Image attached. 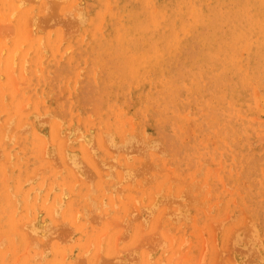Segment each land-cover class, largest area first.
I'll return each mask as SVG.
<instances>
[{"label": "rangeland", "instance_id": "rangeland-1", "mask_svg": "<svg viewBox=\"0 0 264 264\" xmlns=\"http://www.w3.org/2000/svg\"><path fill=\"white\" fill-rule=\"evenodd\" d=\"M17 1L0 2V264H264V0Z\"/></svg>", "mask_w": 264, "mask_h": 264}, {"label": "bare ground", "instance_id": "bare-ground-1", "mask_svg": "<svg viewBox=\"0 0 264 264\" xmlns=\"http://www.w3.org/2000/svg\"><path fill=\"white\" fill-rule=\"evenodd\" d=\"M27 1H28V0H27ZM27 1H26V2H27ZM37 1H38V0H37ZM0 2H1V0H0ZM13 2H14V1H13ZM26 2L24 1V4H25ZM35 2H36V1H35ZM65 2H66V1H65ZM1 3H2V2H1ZM8 3H9V2H8ZM16 3H17V5H19L20 3L23 4V2H21V0H20L19 4H18V1H17ZM52 3H53V2H52ZM57 3H58V2H57ZM63 3H64V2H63ZM63 3H61V4H63ZM2 4H3V3H2ZM5 4H6V3H5ZM22 4H20V5H22ZM24 4H23V5H24ZM35 4H36V3H35ZM37 4H38V2H37ZM44 4H47L46 1H45ZM50 4H51V3H50ZM58 4H59V3H58ZM64 4H65V3H64ZM208 4H209V3H208ZM17 5H16V8H19L20 6H17ZM41 5H42V4H41ZM47 5H48V4H47ZM54 5H56V4H54ZM75 5H76V4H75ZM167 5H168V4H167ZM76 6H77V5H76ZM45 7H46V6H45ZM50 7H51V6H50ZM55 7L58 8L57 5H56ZM72 7H74V6H72ZM1 8H2V7H1ZM14 8H15V6H14ZM46 8H47V7H46ZM57 8H56V10H57ZM71 9H72V8H71ZM0 10H3V9H0ZM11 10H12V12L9 13V14H10V16H13L12 13H13V11L15 12L16 10H15V9H10V11H11ZM40 10H41V9H40ZM46 10H48V9H46ZM56 10H55V11H56ZM76 10H80V7H79V9H76ZM7 11L9 12V9H7ZM51 11H53V10H51ZM65 11H67V10H64V12H65ZM69 11H70V10H69ZM28 12H29V11H28ZM53 12H54V11H53ZM72 12H73V11H72ZM76 12H77V11H76ZM55 13H57V12H55ZM62 13H63V11H62ZM20 14H21V13H20ZM20 14H19V15H20ZM23 14H24V13H23ZM65 14H66V13H65ZM68 14H69V12H68ZM7 15H8V14H7ZM44 15L46 16V14H44ZM49 15H50V14H49ZM190 15H191V14H190ZM17 16H18V15H17ZM41 16H42V15H41ZM58 16H59V15H58ZM61 16H62V15H61ZM68 16H69V15H68ZM74 16H75V15H74ZM78 16H79V15H78ZM187 16H188V15H187ZM38 17H39V16H38ZM42 17H44V16H42ZM49 17H50V16H48L47 18H49ZM51 17H52V16H51ZM65 17H66V16H65ZM0 18H2V17L0 16ZM11 18H12V17H11ZM44 18H45V17H44ZM54 18H55V17H54ZM56 18H57V17H56ZM68 18H69V17H68ZM75 18H76V17H75ZM77 18H78V17H77ZM79 18H80V17H79ZM174 18H175V17H174ZM190 18H191V17H190ZM34 19H35V18H34ZM51 19H52V18H51ZM73 19H74V18H73ZM84 19H85V18H84ZM166 19H167V18H166ZM4 20H5V19H4ZM6 20H7V19H6ZM36 20L39 21V22L41 21L40 19H37V17H36ZM43 20H45V19H43ZM47 20L49 21V19H47ZM47 20H45V22H47ZM54 20H55V19H54ZM71 20H72V19H71ZM74 20H75V19H74ZM167 20H168V19H167ZM26 21H27V20H26ZM32 21H33V20H32ZM32 21H30V20H29V22L27 21V24H26L27 26H26V28H27L30 24H33V23H34L33 25H34L35 27H37V25L35 24L36 21L34 20L33 23H30V22H32ZM60 21H61V20H60ZM72 21H73V20H72ZM81 21H83V20H81ZM129 21H130V19H129ZM107 22H108V21H107ZM28 23H30V24L28 25ZM53 23H54V22H53ZM56 23H57V22H56ZM62 23H63V22H62ZM76 23H77V22H76ZM4 24H5V25H4ZM4 24H3V25H4L3 28L6 27V26H7V27L9 26L8 24L6 25V21L4 22ZM37 24L39 25V23H37ZM45 24L48 25V23H45ZM40 25H41V24H40ZM42 25H44V22H43V21H42ZM42 25H41V26H42ZM49 25H50V24H49ZM61 25H62V24H61ZM64 25H65V24H64ZM77 25H78V24H77ZM12 26H13V25H12ZM12 26L10 25L9 28L12 29V31H13V27H12ZM31 26H32V25H31ZM34 26H33V27H34ZM54 26H55V25H54ZM65 26H66V25H65ZM79 26H80V24H79ZM79 26H78V27H79ZM88 26H89V25H88ZM192 26H193V24H192ZM21 27H22V24H21ZM33 27H32V28H33ZM38 27H40V26H38ZM42 27L45 28V25L42 26ZM69 27H70V26H69ZM0 28H1V26H0ZM9 28H8V29H9ZM32 28H31V29H32ZM52 28H53V27H52ZM61 28H62V27H61ZM10 29H9V30L5 29V30L9 33V31H11ZM39 29H40V28H39ZM48 29H49V28H48ZM129 29H130V28H129ZM2 30H3L4 32H6L4 29H2ZM21 30H22V28H21ZM21 30H20V31H21ZM45 30H46V29H45ZM69 30H70V29H69ZM91 30H93V29L91 28ZM98 30H99V29H98ZM130 30H131V29H130ZM12 31H11V33H12ZM20 31H19V32H20ZM26 31L28 32V29H27ZM29 31H30V30H29ZM31 31H32V30H31ZM31 31L28 32V37H29V33H31ZM38 31H39V30H38ZM42 31H43V30H42ZM42 31H41V32H42ZM4 32H3V33H4ZM49 32H50V30H49ZM67 32H68V31H67ZM69 32H70V31H69ZM130 32H131V31H130ZM8 33H7L6 37L12 35V34H10V33H9V34H10V35H9ZM50 33H51V32H50ZM50 33H49V34H50ZM75 33H76V32H75ZM0 34H2V31L0 32ZM31 34H33V33H31ZM62 34H63V32H62ZM3 35H4V34H3ZM3 35H0V38H1V37L3 38ZM17 35H19V34H17ZM24 35H25V33H24ZM67 35H68V34H67ZM126 35H127V34H126ZM126 35H125V37L128 36V35H127V36H126ZM19 36H20V35H19ZM64 36H65V35H64ZM22 37H24V36H22ZM30 37H31V36H30ZM30 37H29V38H30ZM89 37H90V36H89ZM208 37H209V36H208ZM2 38H1V39H2ZM19 38H20V37H19ZM2 40H3V39H2ZM5 40H6V39H5ZM126 40H127V39H126ZM2 42H3V41H2ZM210 42H211V41H210ZM129 44H130V43H129ZM145 44H146V43H145ZM20 45H21V44H20ZM39 45H42V44H39ZM21 46H22V45H21ZM57 46H58V45H57ZM57 46H56V47H57ZM17 47H18V46H17ZM15 48H16V47H15ZM16 49H17V48H16ZM39 49H40V50H39L40 53H41V50H43V51L45 50V49L42 48V46H41V48L39 47ZM111 49H112V48H111ZM2 50H3V49H2ZM1 52H2V51H1ZM15 52H17V50H16ZM15 52L11 53L10 55L14 56V53H15ZM42 53L44 54L45 52H42ZM16 54H17V53H15V55H16ZM111 56H112V55H111ZM115 56H116V55H115ZM113 57H114V55H113ZM10 58H11V57H10ZM13 58H14V57H12V65L15 64V62H13ZM22 59H23V57H22ZM125 60H126V59H125ZM10 61H11V60H9V63H10ZM26 63H27V62H25V64H26ZM148 63H149V62H148ZM10 64H11V63H10ZM10 64H8V66H10ZM118 64H119V63H118ZM39 65H40V64H39ZM39 65H38V66H39ZM41 67H42V66L40 65L39 68L41 69ZM8 68H9V67H8ZM23 68H24V67H23ZM23 68H22V70H23ZM144 68H145V67H144ZM35 69H36V68H35ZM114 70H116V69H114ZM8 71H9V70H8ZM8 71H7V73H8ZM36 71H37V70H36ZM105 71H106V70H105ZM10 72H11V71H10ZM22 72H23V73H22ZM22 72H21V73L24 75L25 72H24V71H22ZM111 73H112V71H111ZM8 74H9V76H10V73H8ZM11 74L14 76V73H11ZM22 74H20V75H22ZM37 74H38V73H37ZM133 74H134V72H133ZM108 75H109V74H108ZM24 76H25V75H24ZM10 77H11V76H10ZM14 77H15V76H14ZM112 77H113V76H112ZM147 77H148V76H147ZM12 78H13V77H12ZM12 78H11V79H12ZM23 78H24V77H23ZM24 79H25V78H24ZM6 80H7V79H6ZM23 81H24V80H23ZM109 81H110V80H109ZM109 81H107V82H109ZM16 82H17V81H16ZM135 82H136V81H135ZM143 82H144V81H143ZM112 83H113V82H112ZM144 83H145V82H144ZM8 84L10 85L9 82H8ZM17 84H19V83L17 82L16 85H17ZM74 84H75V83H74ZM132 84H135V83L133 82ZM136 84H137V83H136ZM149 84H150V83H149ZM149 84H147V85H149ZM9 85H8V86H9ZM12 85L14 86L13 83H12ZM12 85H11V86H12ZM22 85H23V84H22ZM115 85H116V84H115ZM13 86H12V87H13ZM19 86H20V85H19ZM134 86H135V85H134ZM134 86H133V87H134ZM9 87H10V86H9ZM12 87H11L10 89H12ZM14 87H15V86H14ZM133 87H132V88H133ZM135 87H137V86H135ZM15 88L17 89V87H15ZM115 88H116V87H115ZM132 88H130V89H132ZM150 88H151V87H150ZM156 88H157V87H156ZM133 89H134V88H133ZM139 89H140V88H139ZM151 89H152V88H151ZM0 90H1V89H0ZM119 90H120V89H119ZM10 91H11V90H10ZM131 91H132V90H131ZM142 91H143V90H142ZM146 91H147V90H146ZM1 92H2V90H1ZM117 92H118V91H117ZM149 92H150V91H149ZM1 94H2V93H1ZM4 94H5V93H4ZM129 94H130V93H129ZM257 94H258V93H257ZM2 95H3V94H2ZM132 95H133V94H131V96H132ZM136 95H137V94H136ZM102 97H103V96H102ZM3 98H4V97H3ZM3 98H1V99H3ZM129 99H130V98H129ZM132 100H133V99H132ZM3 102H4V101H3ZM42 102H43V100H42ZM44 102H45V101H44ZM28 103H29V102H28ZM5 104H6V103H5ZM24 105H25V104H24ZM24 105H23V106H24ZM21 106H22V104H21ZM21 106H20V107H21ZM26 106H27V105H26ZM26 106H24V107H26ZM2 107H3V104H2ZM4 107H5V105H4ZM27 107H28V106H27ZM27 107L25 108V110H27ZM7 108H8V107H5V109H7ZM3 109H4V108H3ZM3 109H2V110H3ZM149 111H150V110H149ZM43 115H44V114H43ZM43 115H42V117H40L41 119L43 118ZM45 115H48V114L45 113ZM185 115H186V114H184V116H185ZM33 116H34V115H33ZM121 116H122V115H121ZM44 117L47 118V120H48V116H47V117L44 116ZM185 117H186V116H185ZM12 118H13V117H12ZM49 118H50V116H49ZM130 118H131V117H130ZM252 118H253V117H252ZM53 119H54V118H53ZM10 120H11V119H10ZM10 120H9L8 122H10ZM22 123L24 124V121H23ZM22 123H21V127L23 126ZM47 123H48V122H47ZM58 123H59V124H58ZM58 123H57V124L60 125V121H59V120H58ZM42 124H45V123L42 122ZM61 124H63V123H61ZM189 124H190V123H189ZM7 125H8V124H7ZM7 125H6V126H7ZM46 125H47V124H45L44 126H46ZM6 126H4V128H5ZM11 126H12V125L9 126L10 129H8V130H11V128L13 127V126H12V127H11ZM40 126H41V125H40ZM190 126H191V125H190ZM21 127H20V128H21ZM177 127H178V126H177ZM259 127H260V126H259ZM4 128H1V130H3ZM28 128H29V127H28ZM6 129H7V128H5V132L7 131ZM12 129H13V128H12ZM25 129H26V126L24 127V130H25ZM29 129H30V128H29ZM57 129H59V127H57ZM64 129H65V128H64ZM64 129H63V132L65 133L66 131H65ZM15 130H16V129H15ZM17 130H19V129H17ZM17 130H16V131H17ZM20 130H21V129H20ZM22 130H23V129H22ZM27 130H28V129H27ZM70 130H71V129H70ZM12 131H13V130H12ZM25 131H26V130H25ZM25 131H24V132H25ZM28 131H29V130H28ZM72 131L75 132L74 128H72ZM88 131H89V130H88ZM126 131H127V129H126ZM2 132H3V131H2ZM8 132H9V131H8ZM8 132H7V133H8ZM10 132H11V131H10ZM51 132H52V131H51ZM56 132H57V133L59 132L58 135L62 134V135H60V136L63 137L64 134H63V133H60V129H59V131L56 130ZM68 132H69V131H68ZM127 132H128V131H127ZM12 133H13V132H12ZM16 133H18V131H17ZM26 133H27V132H26ZM28 133H29V132H28ZM28 133H27V134H28ZM72 133H73V132H72ZM72 133H70V134H72ZM76 133H77V132H76ZM76 133H75V134H76ZM10 134H11V133H9V135H10ZM18 134H19V133H18ZM66 134H68V133L66 132ZM75 134H74V137L77 138V136H76ZM79 134H80V133H79ZM88 134H89V132H88ZM103 134H104V133H102V135H103ZM144 134H145V133H144ZM144 134H143V137H144ZM4 135H6V134L4 133ZM9 135H6V136L9 137V140H11V139H14V138H15V135H16V134H15L14 136H9ZM12 135H13V134H12ZM21 135H22V134H21ZM24 135H25V134H24ZM38 135H39V134H38ZM40 135H41V134H40ZM68 135H69V134H68ZM68 135H67V136H68ZM72 135H73V134H72ZM77 135H78V133H77ZM107 135H108V134H107ZM109 135H110V134H109ZM109 135H108V136H109ZM42 136H43V135H42ZM67 136L64 135V137H66V138H67ZM131 136H132V135H131ZM8 137H6V138H8ZM10 137H14V138H10ZM43 137H44V138H43ZM43 137H42V138H43V141H44L46 136H43ZM56 137H57V135H56ZM58 137H59V136H58ZM72 137H73V136H72ZM121 137H122V136H121ZM90 138H91V136H90ZM122 138H123V137H122ZM139 138H140V137H139ZM86 139H87V138H86ZM91 139H92V138H91ZM135 139H136V138H135ZM140 139H141V138H140ZM62 140H63V139H62ZM68 140H69V139H68ZM68 140H67V141H68ZM87 140H88V139H87ZM121 140L123 141V139H121ZM142 140H143V139H142ZM13 141H14V140H13ZM63 141H64V140H63ZM65 141H66V140H65ZM79 141H81V140L79 139ZM89 141H90V140H89ZM122 141H121V142H122ZM137 141H138V140H137ZM139 141H140V140H139ZM258 141H259V140H258ZM260 141H261V140H260ZM68 142H69V141H68ZM10 143H11V142H10ZM65 143H67V142H65ZM82 143H83V142H82ZM92 143H93V140H92L90 146H92ZM124 143H125V142H124ZM124 143H123V144H124ZM133 143H134V142H133ZM136 143L138 144V142H136ZM44 144H46V141H45ZM103 144H104V143H103ZM119 144H120V143H119ZM125 144H126V143H125ZM256 144H257V143H256ZM46 145H47V144H46ZM62 145H63V144H62ZM83 145H84V143H83ZM52 146H53V145H52ZM106 146L108 147V145H106ZM106 146H104V147H106ZM111 146H113V145H111ZM117 146H118V145H117ZM125 146H126V145H125ZM137 146H138V145H137ZM142 146H143V145H142ZM43 147H44V146H43ZM63 147H64V146H63ZM63 147H62V148H63ZM107 147H106V148H107ZM120 147H121V146H120ZM138 147H139V146H138ZM45 148H46V147H45ZM84 148H85V150L89 149L88 147H87V149H86V146H85V145H84ZM116 148H117V147H116ZM116 148H115V149H116ZM124 148H125V147H124ZM48 149H51V150H52L53 148L50 146ZM64 149H65V147H64ZM107 149H108V148H107ZM121 149H122V148H121ZM139 149H141V152H142L143 149L145 150V148L142 149V147L139 148ZM139 149H138V150H139ZM38 150H39V149H38ZM62 150H63V149H62ZM108 150H110V148H109ZM118 150H119V147H118ZM63 151H64V153H65V150H63ZM63 151H62V152H63ZM115 151H116V150H115ZM120 151H121V150H120ZM123 151H124V150H123ZM145 151H146V150H145ZM158 151H159V150H158ZM0 152H1V151H0ZM52 152H53V151L50 152V155H51ZM93 152H94V150H93ZM141 152H140V153H141ZM143 152H144V151H143ZM66 153H67V152H66ZM147 153H148V152H147ZM160 153H163V152H160ZM0 154H1V153H0ZM90 154H91V153H90ZM114 154H115V153H114ZM116 154H117V153H116ZM126 154H127V151H126ZM128 154L130 155V153H128ZM141 154H142V153H141ZM143 154H145V153H143ZM8 155H9V153H8ZM54 155H55V154H54ZM64 155H65V154H64ZM94 155H95V153H94ZM137 155H138V153H137ZM65 156H66V155H65ZM73 156H75V155H73ZM76 156H77V155H76ZM92 156H93V154H92ZM92 156H91V158H92ZM138 156H139V155H138ZM144 156H145V155H144ZM146 156H148V155H146ZM8 157H10V155H9ZM48 157H49V156H48ZM89 157H90V156H89ZM125 157H126V155H125ZM50 158H52V157H50ZM53 158H54V157H53ZM53 158H52V159H53ZM70 158H72V157L70 156ZM75 158H76V157H75ZM75 158H74V159H75ZM78 158H79V156H78ZM78 158H77V160H78ZM140 158H141V157H140ZM10 159H11V158H9V160H10ZM35 159H37V157H36ZM55 159H56V158H55ZM55 159H54V160H55ZM66 159H67V156H66ZM72 159H73V158H72ZM79 159H80V158H79ZM92 159H93V158H92ZM111 159H112V158H111ZM115 159H116V157H114L113 162L115 161ZM144 159H146V158H144ZM70 160H71V159H70ZM125 160H127V159L125 158ZM148 160H149V159H147L146 161L149 162ZM10 161H11V160H10ZM56 161L58 162V160H56ZM75 161H76V160H75ZM92 161H93V160H92ZM109 161H110V160H109ZM130 161H131V160H130ZM130 161H129V162H130ZM65 162H66V161H65ZM65 162H64V163H65ZM77 162H78V161H77ZM111 162H112V160H111ZM113 162H112V163H113ZM147 162H145V163H147ZM8 163H9V161H8ZM8 163H7V164H8ZM58 163H59V162H58ZM79 163L81 164V163H83V162L80 161ZM108 163H109V162H107V164H108ZM112 163H111V164H112ZM114 163H116V161H115ZM65 164H66V163H65ZM72 164H73V163H72ZM75 164H76V162H75ZM94 164H95V163H94ZM109 164H110V163H109ZM111 164H110V165H111ZM140 164H141V163H140ZM55 165H56V164H55ZM59 165H60V164H59ZM59 165H58V166H59ZM67 165H68V164H67ZM82 165H83V164H82ZM113 165H115V164H113ZM75 166H76V165H75ZM77 166H78V165H77ZM96 166H97V165H96ZM111 166H112V165H111ZM202 166H203V165H202ZM11 167H12V166H11ZM56 167H57V166H56ZM56 167H55V168H56ZM79 167H80V166H79ZM84 167H87V166H84ZM84 167L82 166V168H84ZM98 167H99V166H98ZM98 167H96V168H98ZM116 167H117L118 169H120L118 166H116ZM116 167H115V168H116ZM148 167L151 168L152 166H148ZM58 168H59V167H57L56 169H58ZM70 168H71V167H70ZM107 168H108V167H107ZM109 168L111 169V167H109ZM121 168H122V167H121ZM142 168H143V167H142ZM150 168H148V169H150ZM165 168H166V167H165ZM45 169H46V168H45ZM71 169H72V168H71ZM73 169H75L74 164H73ZM76 169H78V167H76ZM76 169H75V170H76ZM98 169H99V168H98ZM100 169H101V168H100ZM100 169H99V170H100ZM110 169H109V170H110ZM113 169H114V168H112V170H113ZM122 169H123V168H122ZM136 169H137V168H136ZM140 169H141V168H140ZM140 169H139V170H140ZM145 169H146V168H145ZM155 169H156V168H155ZM155 169H154V170H155ZM169 169H170V168H169ZM171 169H172V168H171ZM207 169H208V168H207ZM42 170H44V168H43ZM120 170H121V169H120ZM120 170H119V171H120ZM134 170H135V169H134ZM134 170L132 169V172H134V174H135L136 171H134ZM152 170H153V169H152ZM152 170H151V171H152ZM158 170H159V168H158ZM160 170L162 171L163 169H160ZM164 170H165V169H164ZM164 170H163V171H164ZM213 170H214V169H213ZM58 171L60 172V170H58ZM76 171H77V170H76ZM76 171H75V173H76ZM78 171L80 172V170H78ZM103 171H104V170H103ZM125 171L127 172L128 170H125ZM129 171H130V170H129ZM129 171H128V172H129ZM143 171H144V169H143ZM156 171H157V170H156ZM163 171H162V172H163ZM198 171H200V170L198 169ZM61 172H62V171H61ZM100 172H101V174H103L102 171H100ZM100 172H99V174H100ZM109 172H110V171H109ZM111 172H112V171H111ZM121 172H122V171H121ZM126 172H125V173H126ZM130 172H131V171H130ZM140 172H141V171H140ZM159 172H160V171H159ZM165 172L168 173L169 171H165ZM170 172H171V171H170ZM213 172H214V171H213ZM73 173H74V170H73ZM81 173H84V172H80V174L77 172V175L75 174V176H77V178H78L79 175H81ZM85 173H86V171H85ZM85 173H84V174H85ZM137 173H138V172H137ZM144 173H145V172H144ZM195 173H196V172H195ZM195 173H194V174H195ZM202 173H203V172H202ZM87 174H88V173H87ZM90 174H91V173H90ZM90 174H89V175H90ZM121 174H122V173H121ZM126 174H127V173H126ZM134 174L132 173V176H134ZM147 174H148V173H147ZM147 174H146V175H147ZM34 175H35V173H34ZM34 175H33V177H34ZM85 175H86V174H85ZM85 175H84V176H85ZM122 175H123V174H122ZM128 175H129V174H128ZM137 175H138V174H137ZM140 175H141V173H140ZM146 175H144V176H146ZM35 176L37 177V175H35ZM100 176H101V175H100ZM103 176H104V175H103ZM103 176H102V177H103ZM106 176H107V175H106ZM124 176H125V175H124ZM132 176H131V177H132ZM149 176H150V175H149ZM149 176H147V177H145V178L147 179ZM151 176H152V175H151ZM168 176H169V175H168ZM29 177H30V176H28V178H29ZM31 177H32V176H31ZM36 177H35V178H36ZM81 177H82V176H81ZM90 177H91V176H90ZM95 177H96V176H95ZM102 177H101V179H103ZM135 177H136V174H135ZM170 177H172V176H170ZM213 177H214V176H213ZM28 178H27V179H28ZM83 178H85V177H83ZM87 178H89V177L86 176V179H85L86 181H88V180L91 181V178H92V177L89 178L88 180H87ZM93 178H94V174H93ZM108 178H109V177H108ZM120 178H122V176H121ZM123 178H124V177H123ZM133 178H134V177H133ZM141 178H142V177H141ZM149 178H150V177H149ZM168 178H169V177H168ZM30 179H31V178H30ZM78 179L81 180V178H78ZM111 179H114V178H111ZM139 179H140V178H139ZM143 179H144V178H143ZM153 179H154V178H153ZM172 179H173V178H172ZM203 179H204V178H203ZM206 179H207V178H206ZM28 180H29V179H28ZM32 180H33V182H34L35 179L33 178V179H31L30 181L32 182ZM114 180H115V179H114ZM122 180H124V179H122ZM147 180H148V179H147ZM147 180H146V181H147ZM149 180H150V179H149ZM170 180H171V179H170ZM173 180H174V179H173ZM173 180H172V182H173ZM175 180H176V179H175ZM178 180L181 181L180 179H178ZM178 180H177L176 182H174V183H177V184H178V182H179ZM9 181H10V180H9ZM30 181H29V182H30ZM76 181H77V180H75V183H76ZM86 181H85V182H86ZM93 181H94V180H93ZM93 181H92V182H93ZM120 181H121V180H120ZM120 181H119V182H120ZM125 181H126V180H125ZM139 181H140V180H139ZM144 181H145V180H144ZM190 181L192 182V180H190ZM193 181H194V180H193ZM27 182H28V181H27ZM31 182H30V183H31ZM88 182H89V181H88ZM88 182H86V183H88ZM185 182H186V181L184 180V182H182V183L179 182V183H180V184H183V183H185ZM191 182H190V183H191ZM194 182H195V181H194ZM24 183H25V181H24ZM24 183H23V184H24ZM75 183H74V185H73L72 187L75 186ZM89 183H91V182H89ZM142 183H143V182H142ZM142 183H141V184H142ZM157 183H158V182H156V184H157ZM190 183L188 182V186H189ZM196 183H198V182L196 181ZM196 183H195V184H196ZM221 183H222V181H221ZM33 184H34V183H33ZM134 184H135V183H134ZM134 184H133V182H132V184H130V185H131L130 187H132V185H134ZM141 184H140V185H141ZM162 184H163V183H162ZM195 184H193V185H195ZM223 184H224V183H223ZM92 185H93V183H92ZM95 185H96V184H95ZM183 185H184V184H183ZM198 185H199V184H198ZM198 185H197V186H198ZM42 186H43V185H42ZM88 186H89V187H87V189L90 188L91 185L88 184ZM135 186H136V185H135ZM137 186H139V185H137ZM137 186H136V187H137ZM141 186H142V185H141ZM141 186H139V187H141ZM163 186H164V185H163ZM223 186H224V185H223ZM130 187H129V188H130ZM139 187H138V189H139ZM142 187H144V185H143ZM142 187H141V188H142ZM195 187H196V186H194V188H195ZM52 188L54 189L55 187L53 186ZM91 188L93 189V187H91ZM114 188H115V187H114ZM141 188H140V189H141ZM161 188H162V185H161ZM186 188H187V187H186ZM189 188H191V187H189ZM199 188H200V187H199ZM202 188H203V187H202ZM226 188H227V187H226ZM6 189H7V188H6ZM40 189H41V188H40ZM40 189H39V190H40ZM62 189H63V187H62ZM62 189H61V191H62ZM116 189H117V188H116ZM133 189H134V187H133ZM142 189H143V188H142ZM192 189H193V187H192ZM222 189H223V188H222ZM7 190H10V188L7 189ZM113 190H114V189H113ZM184 190H185V189H184ZM189 190H191V189H189ZM225 190H226V189H225ZM5 191H6V190H4V192H5ZM51 191H52V189H51ZM88 191H89V190H88ZM142 191H143V190H142ZM220 191H221V190H220ZM229 191H231V189H229ZM38 192H39V191H38ZM183 192H184V191H183ZM188 192H189V191H188ZM191 193H192V192H191ZM198 193H199V192H198ZM36 194H37V193H36ZM63 194H64V193H63ZM63 194H61V195L63 196ZM88 194H89V193H88ZM91 194H92V193H91ZM9 195H11V194H9ZM9 195H8V196H9ZM12 195H13V194H12ZM59 195H60V194H59ZM64 195H65V194H64ZM67 195H68V194H67ZM67 195H65L64 198L67 197ZM110 195H111V194H110ZM28 196H29V195H28ZM47 196H48V195H47ZM62 196H61V197H62ZM168 196H169V195H168ZM3 197H4V196H3ZM5 197H6V196H5ZM17 197H18V196H17ZM37 197H38V196H37ZM37 197H36V199H37ZM12 198H13V196H12ZM88 198H89V197H88ZM88 198H87V200H88ZM101 198H102V197H101ZM142 198H143V197H142ZM186 198H187V197H186ZM189 198H191V197H189ZM10 199H11V198H10ZM15 199H16V198H15ZM59 199H60V198H59ZM112 199H113V198H112ZM112 199H111V200H112ZM168 199H169V198H168ZM3 200L5 201L4 198H3ZM11 200L13 201V199H11ZM16 200H17V199H16ZM27 200H28V198H27ZM61 201H62V200H61ZM100 201H102V200H100ZM156 201L158 202V200H156ZM184 201H185V200H184ZM233 201H234V200H233ZM15 202L17 203V201H14V203H15ZM20 202H21V201H20ZM178 202H179V201H178ZM16 203H15V206H16ZM55 203H56V202H55ZM93 203H94V202H93ZM99 203H100V202H99ZM159 203H160V202H159ZM159 203H158V204H159ZM190 203H192V202H190ZM196 203H197V202H196ZM234 203H235V201H234ZM44 204H45V203H44ZM58 204H59V203H58ZM88 204H89V201H88ZM175 204H176V203H175ZM56 205H57V204H54V206H56ZM59 205H60V204H59ZM86 205H87V204H86ZM102 205H103V204H102ZM200 205H201V204H200ZM15 206H13V207H15ZM54 206H53V207H54ZM87 206H90V205H87ZM91 206H92V205H91ZM95 206H96V205H95ZM95 206H94V208H95ZM100 206H101V203H100ZM151 206H152V205H151ZM177 206H178V205H177ZM195 206H196V205H195ZM16 207H17V206H16ZM57 207H58V205H57ZM60 207H61V206H60ZM60 207H58V211H59L60 209L62 210V208H60ZM103 207H104V206H103ZM114 207L116 208L115 205H114ZM127 207H128V206H127ZM89 208H90V210H91V207H88V209H89ZM96 208H97V210H98V207H96ZM101 208H102V207H101ZM105 208H107V207H105ZM112 208H113V207H112ZM153 208H154V207H153ZM197 208H198V207H197ZM15 209H17V208H15ZM53 209H54V208H53ZM17 210H18V209H17ZM74 210H75V209H74ZM82 210H83V209H82ZM92 210H93V209H92ZM92 210H91V211H92ZM94 210H96V209H94ZM97 210H96V212H98ZM137 210H138V209H137ZM62 211H63V210H62ZM112 211H113V210H112ZM134 211H135V210H134ZM24 212H25V211H24ZM74 212H75V211H73V213H74ZM93 212H95V211H93ZM131 212H132V211H131ZM135 212H136V211H135ZM53 213H54V212H53ZM75 213L77 214V212H75ZM75 213H74V216H73V217H76V214H75ZM55 214H56V213H55ZM57 214H58V213H57ZM125 214H126V213H125ZM84 215H85V214H84ZM97 215H98V214H97ZM101 215H102V214H101ZM110 215H111V214H110ZM130 215H131V214H130ZM155 215H156V214H155ZM25 216H27V215H25ZM57 216H58V215H57ZM77 216H78V215H77ZM99 216H100V215H99ZM104 216H106V215H104ZM132 216H133V215H132ZM163 216H164V215H163ZM182 216H183V215H182ZM106 217H107V216H106ZM106 217H104V219H105ZM11 218H12V217H11ZM56 218H58V217H56ZM132 218H134V217H132ZM59 219H60V217H59ZM73 219H74V218H73ZM94 219H95V218H94ZM99 219H100V218H98L97 221H99ZM44 220H45V219H44ZM74 220H75V219H74ZM121 220H122V219H121ZM136 220H137V219H136ZM142 220H143V219H141V221H142ZM63 221H64V220H63ZM63 221H62V222H63ZM75 221H76V220H75ZM113 221H114V220H113ZM244 221H245V220H244ZM249 221H250V220H249ZM0 222H1V221H0ZM32 222H33V221H32ZM60 222H61V221H58V224H61V223H62V222H61V223H60ZM64 222H65V221H64ZM66 222H67V221H66ZM66 222H65V223H66ZM100 222H101V221H100ZM106 222H107V221H106ZM111 222H112V219H111V221H110V225L112 226ZM116 222H118V221L115 219V223H116ZM173 222H174V221H173ZM10 223H11V226H12V222H10ZM65 223H64V224H65ZM113 223H114V222H113ZM29 224H31V223H29ZM29 224H28V225H29ZM107 224H108V223H107ZM118 224H119V223H118ZM4 225H5V224H4ZM8 225H9V223H8ZM28 225H25V226H28ZM110 225H109V227H110ZM114 225H116V224H114ZM127 225H128V224H127ZM127 225H126V226H127ZM158 225H160V223H159ZM248 225H249V224H248ZM250 225H251V224H250ZM2 226H3V225H2ZM25 226H24V227H25ZM44 226H45V225H44ZM122 226L124 227V225H122ZM8 227H9V226H8ZM18 227H19V226H18ZM31 227H33V226H31ZM31 227L29 226V228H31ZM34 227H35V226H34ZM34 227H33V228H34ZM61 227H62V226H61ZM63 227H64V225H63ZM63 227H62V228H63ZM66 227H67V228L69 227V226H67V223H66ZM66 227H65V228H66ZM114 227H115V226H114ZM141 227H144V226H141ZM33 228H32V229H33ZM37 228H38V227H36V229H37ZM39 228H40V227H39ZM39 228L37 229V232L40 231L41 228H40V229H39ZM42 228H43V227H42ZM59 228H60V227H59ZM69 228H70V227H69ZM71 228H72V227H71ZM110 228H111V227H110ZM125 228H126V227H125ZM144 228H145V227H144ZM155 228H157V227H155ZM25 229H26V228H25ZM128 229H129V228H128ZM17 230H18V229H17ZM71 230L73 231V228H72ZM28 231H29V230H28ZM30 231H31V230H30ZM68 231H69V229H68ZM72 231H71V232H72ZM164 231H165V229H164ZM26 232H27V231H26ZM34 232H35V231H34ZM42 232L46 235V233H45L44 231H42ZM42 232H41V233H42ZM122 232H123V231H122ZM157 232H158V231H157ZM2 233H3V232H2ZM16 233H17V232H16ZM27 233H29V232H27ZM35 233H36V232H35ZM35 233H33V234L36 235L37 233H36V234H35ZM39 233H40V232H39ZM73 233H74V232H73ZM73 233H71V234H73ZM159 233H160V232H159ZM164 233H165V232H164ZM13 234H14V233L12 232L11 235H13ZM29 234H30V233H29ZM29 234H28V235H29ZM44 234H43V235H44ZM69 234H70V233H69ZM71 234H70L69 236H71ZM245 234H246V233H245ZM1 235H2V234H1ZM1 235H0V236H1ZM11 235H10V236L8 235V236L11 237ZM51 235H52V234H50V236H51ZM56 235H57V234H56ZM56 235H55V237H56ZM153 235H154V234H153ZM169 235H170V234H169ZM214 235H215V234H214ZM6 236H7V235H6ZM52 236H53V235H52ZM52 236H51V238H52ZM69 236H66V237H69ZM119 236H120V235H119ZM3 237H4V235H3ZM3 237L1 236V238H3ZM12 237H13V236H12ZM40 237H42V236L39 235V238H40ZM47 237H48V236H47ZM53 237H54V236H53ZM64 237H65V236H64ZM145 237H146V236H145ZM147 237H149V236L147 235ZM151 237H152V236H151ZM155 237H156V236H155ZM1 238H0V241L2 240ZM14 238H15V236H14ZM14 238H13V240H12V239H11V240L14 241ZM42 238H43V237H42ZM4 239L6 240V238H4ZM40 239H41V238H40ZM52 239H53V238H52ZM65 239H66V238H65ZM68 239H69V238H68ZM100 239H101V238H100ZM115 239H116V238H115ZM148 239H149V238H148ZM46 240H47V239H46ZM26 241H27V242H26L27 245L30 246L31 243H30L29 239L26 240ZM50 241H51V240H50ZM63 241H64V238H63ZM66 241H67V240H65V242H66ZM101 241H102V240H101ZM120 241H121V240H120ZM123 241H124V240H123ZM2 242L5 243L6 241L2 240ZM2 242H0V245H1V246H2ZM28 242H29V244H28ZM69 242H70V241H69ZM89 242H90V241H89ZM121 242H122V241H121ZM148 242H149V241H148ZM48 243H49V242H48ZM56 243H57V242H56ZM116 243H117V241H116ZM116 243H115V244H116ZM140 243H141V242H140ZM43 244H44V243H43ZM43 244H42V245H43ZM45 244H46V243H45ZM54 244H55V243H54ZM54 244H53L52 246H54ZM138 244H139V243H138ZM90 245H91V243H90ZM136 245H137V244H136ZM156 245H157V244H156ZM161 245H162V244H161ZM3 246H5V244H3ZM3 246H2V247H3ZM28 246H27V248H28ZM34 246H35V245H34ZM38 246H39V245H38ZM98 246H99V245H98ZM115 246H116V245H115ZM138 246H139V245H138ZM39 247H40V249L42 248L41 244H40ZM88 247H89V246H88ZM91 247H92V246H91ZM134 247H135V246H134ZM134 247H133V248H134ZM142 247H143V246H142ZM150 247H151V246H150ZM13 248H14V247H13ZM35 248H36V247H34V248L32 247V249H35ZM139 248H141V247H138L137 250H138ZM152 248H153V247H152ZM156 248H157V247H156ZM98 249H99V248H98ZM131 249H132V248H131ZM131 249H130V250H131ZM165 249H166V248H165ZM0 250H1V247H0ZM4 250H7V249L5 248ZM41 250H42V249H41ZM41 250H40V251H41ZM135 250H136V249H135ZM155 250H156V249H155ZM12 251H13V250H12ZM20 251H21V250H20ZM22 251H23V249H22ZM38 251H39V248H38ZM132 251H133V249H132ZM151 251H152V250H151ZM3 252H4V251H3ZM46 252L48 253V251H46ZM46 252H45V253H46ZM125 252H126V251H125ZM127 252H128V251H127ZM130 252H131V251H130ZM135 252H138V251H135ZM13 253H14V252H13ZM23 253L25 254L26 252H23ZM41 253H43V252H40L39 255H40ZM86 253H87V252H86ZM123 253H124V251H123ZM8 254H9V252H8ZM21 254H22V253H20V255H21ZM37 254H38V253H37ZM43 254H44V253H43ZM99 254H100V253H99ZM99 254H98V255H99ZM126 254H127V253H126ZM145 254H146V253H145ZM63 255H64V254H63ZM100 255H101V254H100ZM128 255L132 257L133 254L130 255V253H129ZM137 255H138V253H137ZM14 256H17L16 258L18 259V255H14ZM14 256H13V258H14ZM26 256H27V254H26ZM36 256H37V255H36ZM40 256H41V255H40ZM40 256H39V257L37 256V258H40ZM46 256H47V255H46ZM46 256H45V257H46ZM124 256H125V255H124ZM146 256H148V255L146 254ZM34 257H35V256H33V258H34ZM63 257H64V256H63ZM126 257L128 258V260H129V259H132L131 257H128V256H126ZM135 257H136V256H135ZM26 258L28 259V257H26ZM82 258H83V257H81V259H82ZM96 258H97V257H96ZM110 258H111V257H110ZM110 258H109V259H110ZM127 258H126V259H127ZM219 258H221V257H219ZM1 259H2V258H1ZM34 259H35V258H34ZM41 259H42V257H41ZM75 259H77V258H75ZM75 259H73V260L75 261ZM102 259H103V258H102ZM113 259H114V258H113ZM136 259H137V257H136ZM138 259H139L140 264H145V263H146V264H149V263H148L149 260H148L147 258H145V255L142 254V253L140 254V256H139ZM138 259L136 260L137 262H138ZM14 260H15V258H14ZM35 260L37 261V259H35ZM97 260H98V259H97ZM99 260H101V259H99ZM107 260H108V259H107ZM146 260H148V261H146ZM10 261H11V260H10ZM40 261H42V260H38V262H40ZM83 261H84V260H83ZM132 261H135V260H129V263L132 262ZM136 261H135V262H136ZM14 262H15V261H14ZM14 262H13V263H14ZM71 262H72V260H71ZM105 262H108V261H105ZM11 263H12V262H11ZM48 263H49V262H48ZM80 263H82V262H80ZM100 263L105 264V263H103V261H101ZM108 263H109V264H110V263H112V264H113V263L121 264L119 261H116V262H115V260H114L113 262L110 261V262H108ZM108 263H106V264H108ZM72 264H73V262H72ZM75 264H76V263H75ZM97 264H98V263H97ZM134 264H135V263H134ZM219 264H220V263H219ZM234 264H235V263H234Z\"/></svg>", "mask_w": 264, "mask_h": 264}]
</instances>
